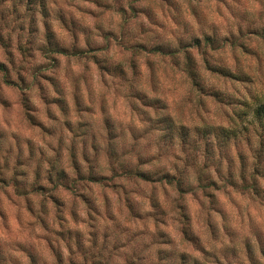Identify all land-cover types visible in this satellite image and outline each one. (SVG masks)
<instances>
[{
  "label": "clouds",
  "instance_id": "1",
  "mask_svg": "<svg viewBox=\"0 0 264 264\" xmlns=\"http://www.w3.org/2000/svg\"><path fill=\"white\" fill-rule=\"evenodd\" d=\"M0 264H264V0H0Z\"/></svg>",
  "mask_w": 264,
  "mask_h": 264
}]
</instances>
